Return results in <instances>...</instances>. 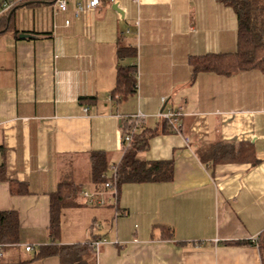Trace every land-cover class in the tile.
Segmentation results:
<instances>
[{"label":"crops","instance_id":"1","mask_svg":"<svg viewBox=\"0 0 264 264\" xmlns=\"http://www.w3.org/2000/svg\"><path fill=\"white\" fill-rule=\"evenodd\" d=\"M11 22L0 33V166L29 193L13 195L9 181H0V212L20 218L8 259L28 260L51 242V193L61 182L86 191L84 174L95 190L91 153L107 154L108 179L128 149L126 118L141 114V125L155 128L162 112L181 108L180 134L153 137L139 155L172 160L173 181L123 184L116 207L89 208L79 195L61 212L58 243L101 236L95 264H264L253 243L233 244L264 233V73L194 76L189 61L236 51L231 7L221 0H113L76 17L75 1L64 13L43 1L19 7ZM120 44L137 52L127 60L137 68V92L115 103ZM88 98L96 102L84 105ZM220 142L252 144L259 163L202 162L201 153Z\"/></svg>","mask_w":264,"mask_h":264},{"label":"trees","instance_id":"2","mask_svg":"<svg viewBox=\"0 0 264 264\" xmlns=\"http://www.w3.org/2000/svg\"><path fill=\"white\" fill-rule=\"evenodd\" d=\"M47 0H0V33L8 32L12 26L15 10L27 4H37ZM231 7L237 16L238 41L237 49L232 54L206 55L191 57L190 65L194 76L199 73H216L231 76L245 71H260L264 73V0H221ZM49 2V1H47ZM14 5L6 12H2L6 4ZM13 12V13H12ZM12 13L9 20V15ZM135 48L119 45L116 84L110 98L120 103L137 92V68L135 64H128L127 60L135 59ZM96 98L82 100L85 104H94ZM142 120L128 117L122 125L123 136H131L128 149L122 161L118 164L117 185L145 184L172 182L174 179V162H148L140 159L139 155L150 147L153 137L168 133L171 128L163 120L155 128H144ZM201 161L212 165L229 163H250L255 166L259 163L254 146L250 143L230 145L216 143L209 146L200 155ZM91 182L96 189H103L109 169V161L105 152H93L89 157ZM0 181H9L13 195H25L29 191L26 184L8 180L4 165L0 166ZM81 188L72 182H61L58 189L51 193V222L49 227L50 243L38 247L30 259H8L5 256L7 249L19 244L20 218L15 211L0 212V264H28L38 258L58 256L61 264H95L96 250L94 243L102 240L101 236L93 234L85 243L75 245H61L60 237L61 212L75 206ZM170 233V230H166ZM264 233L259 238V249L264 258ZM252 242H234L236 245H246ZM255 245V244H253ZM256 246V245H255Z\"/></svg>","mask_w":264,"mask_h":264},{"label":"built area","instance_id":"3","mask_svg":"<svg viewBox=\"0 0 264 264\" xmlns=\"http://www.w3.org/2000/svg\"><path fill=\"white\" fill-rule=\"evenodd\" d=\"M25 1V0H24ZM53 4L54 11L56 13L59 12H67L71 2L75 1V16L79 17L82 14H86L87 12L94 11L99 9L103 2L105 1H113V0H47ZM138 2L139 0H135ZM193 1V0H189ZM14 4H6L2 12L8 11ZM70 22L66 21V26H69ZM165 102V101H164ZM89 107H85L84 111L88 112ZM182 109L178 110L169 109L166 112H162L160 114V118L165 120L171 128V131L174 133L180 134L179 129V117L181 116ZM132 118L136 120H142L143 115L138 114L133 116ZM124 144L129 145L131 141V136L126 135L123 136ZM186 143H188V139H186ZM111 176L108 178V181L105 183L103 189H96L92 192L82 191L80 196L85 205L93 206V207H108L109 205H113L114 207L118 204V185H117V172L118 165L114 164L111 166ZM106 243V240H99L94 243V247L96 253L99 252L100 247ZM252 243L259 247V239H253ZM26 250L30 252L32 250L31 247H27Z\"/></svg>","mask_w":264,"mask_h":264},{"label":"rangeland","instance_id":"4","mask_svg":"<svg viewBox=\"0 0 264 264\" xmlns=\"http://www.w3.org/2000/svg\"><path fill=\"white\" fill-rule=\"evenodd\" d=\"M110 174V173H109ZM110 176H111V174H110ZM110 176H108V178L110 177ZM86 177H88V175L87 176H85L84 174H82V177H81V181H82V185L85 187V189H86V191H88L89 193L90 192H92V190L91 189H89V180L86 178ZM89 178V177H88ZM86 180H88V181H86ZM86 181V182H85ZM80 200H82V198H81V196H80ZM83 201V200H82ZM81 203V202H80ZM86 206V205H85ZM89 208H92L91 206H88ZM88 208V209H89ZM114 227H115V224H114ZM71 233V232H70ZM81 236V235H80ZM82 239V238H81ZM79 241H83V240H79Z\"/></svg>","mask_w":264,"mask_h":264},{"label":"water","instance_id":"5","mask_svg":"<svg viewBox=\"0 0 264 264\" xmlns=\"http://www.w3.org/2000/svg\"><path fill=\"white\" fill-rule=\"evenodd\" d=\"M19 8V7H18ZM116 9V8H115ZM16 11V10H15ZM13 13V12H12ZM12 13L9 15V20L11 18ZM263 243H264V237H263Z\"/></svg>","mask_w":264,"mask_h":264}]
</instances>
